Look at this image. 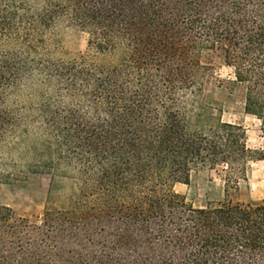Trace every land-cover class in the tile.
Instances as JSON below:
<instances>
[{"label": "trees", "instance_id": "trees-1", "mask_svg": "<svg viewBox=\"0 0 264 264\" xmlns=\"http://www.w3.org/2000/svg\"><path fill=\"white\" fill-rule=\"evenodd\" d=\"M215 59L264 143V0H0V186L48 181L36 221L0 205V264H264V199L231 200L264 148L191 120ZM202 172L224 200L194 207L174 186Z\"/></svg>", "mask_w": 264, "mask_h": 264}, {"label": "rangeland", "instance_id": "rangeland-1", "mask_svg": "<svg viewBox=\"0 0 264 264\" xmlns=\"http://www.w3.org/2000/svg\"><path fill=\"white\" fill-rule=\"evenodd\" d=\"M86 36L75 28H61L58 35L59 51L67 56H77L84 51ZM215 78L222 81V86L213 80L207 87L206 96L215 108L212 117L192 114L193 124L213 126L217 122L231 123L243 128L246 135V145L253 151L264 148L260 137L257 120L245 113L243 92L232 88L231 71L223 66L219 59L214 60ZM16 172H24L27 160L20 153L15 154ZM20 184L0 186V205L10 208L17 216L38 220L43 212L48 181L37 175L29 174ZM174 191L185 197L186 202L194 207L204 206L207 202L217 203L224 200L223 183L214 174L202 172L193 174L189 186L176 184ZM264 199V160L249 162L247 182L231 194L234 202H259Z\"/></svg>", "mask_w": 264, "mask_h": 264}]
</instances>
